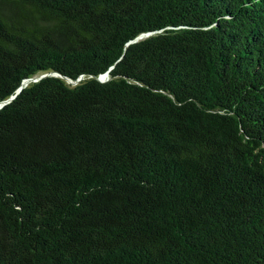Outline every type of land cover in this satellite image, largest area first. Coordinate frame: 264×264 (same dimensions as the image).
Wrapping results in <instances>:
<instances>
[{"label":"trees","instance_id":"1","mask_svg":"<svg viewBox=\"0 0 264 264\" xmlns=\"http://www.w3.org/2000/svg\"><path fill=\"white\" fill-rule=\"evenodd\" d=\"M41 75L0 264H264V0H0V103Z\"/></svg>","mask_w":264,"mask_h":264},{"label":"water","instance_id":"2","mask_svg":"<svg viewBox=\"0 0 264 264\" xmlns=\"http://www.w3.org/2000/svg\"><path fill=\"white\" fill-rule=\"evenodd\" d=\"M51 74H52V73H49L48 75H51ZM43 77H45V75H41L40 77H37V78H29V79L24 80L23 83L21 84V86L19 87V89L17 90V92H16L15 95H13V96L10 97L9 99H7V100L3 101L2 103H0V108H1L3 105H5V104L9 103L10 101H12V100L17 96V94L21 92V90H22V88H23L24 86L28 85L30 82H36V81L42 79ZM106 77H107V73L103 74V75L100 77V80L103 81Z\"/></svg>","mask_w":264,"mask_h":264}]
</instances>
